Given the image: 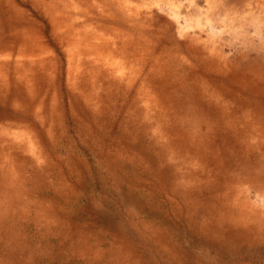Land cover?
Listing matches in <instances>:
<instances>
[{
	"label": "rangeland",
	"instance_id": "rangeland-1",
	"mask_svg": "<svg viewBox=\"0 0 264 264\" xmlns=\"http://www.w3.org/2000/svg\"><path fill=\"white\" fill-rule=\"evenodd\" d=\"M0 264H264V0H0Z\"/></svg>",
	"mask_w": 264,
	"mask_h": 264
},
{
	"label": "bare ground",
	"instance_id": "bare-ground-1",
	"mask_svg": "<svg viewBox=\"0 0 264 264\" xmlns=\"http://www.w3.org/2000/svg\"><path fill=\"white\" fill-rule=\"evenodd\" d=\"M258 179H260V177L258 178ZM244 222V221H243ZM245 223V222H244Z\"/></svg>",
	"mask_w": 264,
	"mask_h": 264
}]
</instances>
